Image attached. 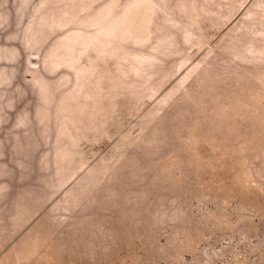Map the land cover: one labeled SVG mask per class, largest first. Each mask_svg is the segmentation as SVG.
Listing matches in <instances>:
<instances>
[{"label": "rangeland", "instance_id": "1", "mask_svg": "<svg viewBox=\"0 0 264 264\" xmlns=\"http://www.w3.org/2000/svg\"><path fill=\"white\" fill-rule=\"evenodd\" d=\"M0 264H264V0H0Z\"/></svg>", "mask_w": 264, "mask_h": 264}]
</instances>
